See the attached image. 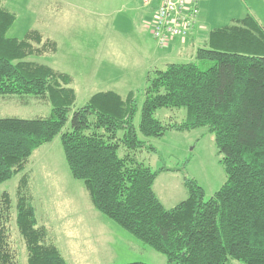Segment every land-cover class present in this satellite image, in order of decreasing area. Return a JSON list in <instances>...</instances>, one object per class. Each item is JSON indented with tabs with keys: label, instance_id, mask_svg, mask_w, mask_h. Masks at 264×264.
<instances>
[{
	"label": "trees",
	"instance_id": "16d2710c",
	"mask_svg": "<svg viewBox=\"0 0 264 264\" xmlns=\"http://www.w3.org/2000/svg\"><path fill=\"white\" fill-rule=\"evenodd\" d=\"M0 0V96L34 97L50 103L46 116H0V184L22 173L15 214L8 191L0 193V264H18L10 245L12 220L26 249V264H66L47 229L37 224L28 174L29 157L60 135L73 178L81 180L94 208L141 242L163 253L168 264H264V22L246 13L208 31L193 59L147 72L140 120L132 91L93 93L71 111L76 94L70 74L28 59L55 53V40L29 28L22 38L7 31L17 16ZM205 62V61H202ZM185 109L180 122L162 123L156 109ZM68 123V126H67ZM206 127L222 155L225 180L208 198L183 175L187 196L166 208L153 190L162 169H152L129 149L166 130ZM125 147L120 156L119 148ZM147 144V151H155ZM117 264H149L132 261Z\"/></svg>",
	"mask_w": 264,
	"mask_h": 264
},
{
	"label": "rangeland",
	"instance_id": "374dc122",
	"mask_svg": "<svg viewBox=\"0 0 264 264\" xmlns=\"http://www.w3.org/2000/svg\"><path fill=\"white\" fill-rule=\"evenodd\" d=\"M35 1H4L17 16L7 36L22 38L29 28H33L42 32L44 37L56 40L55 53L33 55L28 59L72 76L76 98L71 111L83 105L97 91L112 90L122 95L132 91L137 104L133 124L137 129L147 84V72L143 73V69L151 63L147 50L154 48L143 16L156 5V0L150 5H144L142 0H67L66 9H62L63 17L52 16L54 11L50 7L57 5L52 3L53 0H43L48 7L34 11ZM199 7L207 29L228 25L246 13L260 23L264 22V0H200ZM193 60L200 68L211 64L208 60ZM164 66L157 65L151 69ZM21 99L18 96H0V116L33 118L50 112L48 102L28 97L24 103ZM154 116L162 123L180 122L185 109L161 107L156 109ZM137 136L145 146L127 151L137 161L152 169H177L176 174L162 169L153 182V189L164 205L171 207L186 197V188L180 182L182 175L195 180L204 190L205 198L224 182L222 155L215 146L213 134L206 127L189 131L168 129L159 137H146L137 130ZM147 144L156 150L147 151ZM125 151L121 146L118 154L122 156ZM24 172L28 174L31 202L38 223L45 225L49 240L58 246L66 264L132 261L168 264L163 253L141 242L94 208L82 181L70 174L60 135L32 152ZM21 174L0 184V193L8 191L12 198L13 219L15 188ZM9 241L18 264H26V249L13 220ZM226 264L242 263L230 259Z\"/></svg>",
	"mask_w": 264,
	"mask_h": 264
},
{
	"label": "built area",
	"instance_id": "2783aa9c",
	"mask_svg": "<svg viewBox=\"0 0 264 264\" xmlns=\"http://www.w3.org/2000/svg\"><path fill=\"white\" fill-rule=\"evenodd\" d=\"M153 0H143L150 5ZM200 0H156L146 24L159 47H167L176 38L184 40L194 30L200 12Z\"/></svg>",
	"mask_w": 264,
	"mask_h": 264
},
{
	"label": "crops",
	"instance_id": "0c3cea01",
	"mask_svg": "<svg viewBox=\"0 0 264 264\" xmlns=\"http://www.w3.org/2000/svg\"><path fill=\"white\" fill-rule=\"evenodd\" d=\"M47 1L50 2L52 0H47ZM66 1L67 0H53V2H52L53 4L57 3V5L55 4L52 9L50 7V10L54 11V14L52 15L53 17H63L64 16V13H62V9H66V7L64 8V5H67ZM35 2H36V4H34L32 6L34 11H36L37 9L41 10L42 8H47L48 7V5H46L47 3L44 4L43 0H37ZM152 10H153V8H150L147 13H144V16H143V21L144 22L146 20L150 19L151 14H152ZM209 30L210 29L206 28V24H205L204 20L202 19V17L200 16V13H199L198 21L196 23V26H195L194 30L184 40L176 38L169 44V46L161 48V47L156 45L155 41L151 37L153 42H154V48H153L152 51L147 50V52H148V56L147 57H148L149 61H151V63L147 65V69H145V68L143 69V73L148 72L149 69H151L152 67H157V65H162V64L166 65L168 63H171L169 60H171V61H180V62H187V61L192 60L193 57H194V52H195L196 47L205 45V42L207 41V34H208ZM176 170L177 169L168 168L167 172H170V174H176L175 173ZM160 172H158V174ZM181 177H182V180L180 179V182L182 183V185H184V183H183V175ZM155 194H156V192H155ZM170 195L171 194H169V197H170ZM186 196H187V190H186ZM159 200H160V198H159ZM166 200L169 201L170 199L167 197ZM161 203H162V201H161ZM164 206L166 208H170V206H166V205H164ZM37 224L41 225L40 223H38V220H37ZM42 226L45 227V225H43V224H42ZM48 236H49V234H48ZM57 248H58V246H57ZM59 251H60V249H59Z\"/></svg>",
	"mask_w": 264,
	"mask_h": 264
}]
</instances>
